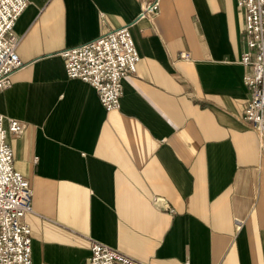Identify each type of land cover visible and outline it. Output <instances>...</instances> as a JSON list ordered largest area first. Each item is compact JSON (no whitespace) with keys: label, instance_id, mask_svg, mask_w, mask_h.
<instances>
[{"label":"crops","instance_id":"1","mask_svg":"<svg viewBox=\"0 0 264 264\" xmlns=\"http://www.w3.org/2000/svg\"><path fill=\"white\" fill-rule=\"evenodd\" d=\"M145 1L29 0L16 20L25 65L0 89V112L34 191L32 264H84L92 239L151 264H264L244 11L236 0H161L151 19ZM125 26L141 59L108 111L68 77L62 52Z\"/></svg>","mask_w":264,"mask_h":264},{"label":"built area","instance_id":"2","mask_svg":"<svg viewBox=\"0 0 264 264\" xmlns=\"http://www.w3.org/2000/svg\"><path fill=\"white\" fill-rule=\"evenodd\" d=\"M244 11L243 40L246 50L241 63L247 67L244 83L250 98L243 118L261 137L264 145V0H236ZM29 0H0V89L11 86L13 74L25 63L16 52L19 37L15 23ZM160 0H146L142 16L160 12ZM69 78L91 84L108 111L118 109L123 96V79L135 74L140 54L127 26L109 31L80 46L62 52ZM187 59L188 53L181 56ZM5 116L0 112V264H32V229L25 221L33 212L34 191L30 181L14 167L7 141ZM24 124L11 119L9 131L20 136ZM84 264H151L92 239L91 254Z\"/></svg>","mask_w":264,"mask_h":264},{"label":"bare ground","instance_id":"3","mask_svg":"<svg viewBox=\"0 0 264 264\" xmlns=\"http://www.w3.org/2000/svg\"><path fill=\"white\" fill-rule=\"evenodd\" d=\"M161 1V0H160ZM160 10H161V6H160ZM142 14H144V12H142ZM159 14V13H158ZM158 14H151L150 16H142V17H148V18H154L155 16H157ZM129 28V27H128ZM129 30H130V28H129ZM131 32V31H130ZM133 36V35H132ZM133 40H134V38H133ZM135 42V41H134ZM135 45H136V43H135ZM17 52V51H16ZM18 54V53H17ZM20 57V56H19ZM12 82H13V77H12ZM12 85V84H11ZM244 116V115H243ZM250 124V123H249ZM8 136V135H7ZM8 141V140H7ZM128 255V254H127ZM134 258V257H133Z\"/></svg>","mask_w":264,"mask_h":264}]
</instances>
